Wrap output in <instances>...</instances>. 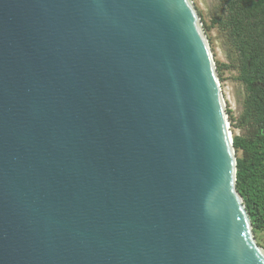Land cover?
I'll return each mask as SVG.
<instances>
[{"label": "water", "instance_id": "water-1", "mask_svg": "<svg viewBox=\"0 0 264 264\" xmlns=\"http://www.w3.org/2000/svg\"><path fill=\"white\" fill-rule=\"evenodd\" d=\"M0 264H264L192 0H0Z\"/></svg>", "mask_w": 264, "mask_h": 264}, {"label": "trees", "instance_id": "trees-1", "mask_svg": "<svg viewBox=\"0 0 264 264\" xmlns=\"http://www.w3.org/2000/svg\"><path fill=\"white\" fill-rule=\"evenodd\" d=\"M225 4L229 39L239 59V80L246 89L240 128L253 133L233 138L237 190L250 215L254 233L264 236V0H221ZM264 247V245H263Z\"/></svg>", "mask_w": 264, "mask_h": 264}, {"label": "rangeland", "instance_id": "rangeland-1", "mask_svg": "<svg viewBox=\"0 0 264 264\" xmlns=\"http://www.w3.org/2000/svg\"><path fill=\"white\" fill-rule=\"evenodd\" d=\"M198 12L210 49L216 63L220 86L226 105V112L233 138L243 136L249 138L253 131L240 128V118L244 110L246 89L239 80V59L236 47L229 39L226 26L225 4L221 0H192ZM237 160L243 157L241 151H236ZM260 246L264 245L262 233L255 234ZM264 248V247H263Z\"/></svg>", "mask_w": 264, "mask_h": 264}]
</instances>
